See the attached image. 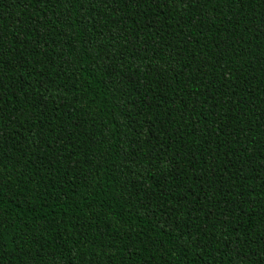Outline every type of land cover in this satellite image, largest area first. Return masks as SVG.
Returning <instances> with one entry per match:
<instances>
[{
    "label": "trees",
    "instance_id": "trees-1",
    "mask_svg": "<svg viewBox=\"0 0 264 264\" xmlns=\"http://www.w3.org/2000/svg\"><path fill=\"white\" fill-rule=\"evenodd\" d=\"M0 264H264V0H0Z\"/></svg>",
    "mask_w": 264,
    "mask_h": 264
}]
</instances>
